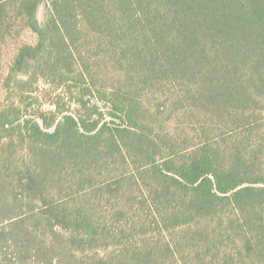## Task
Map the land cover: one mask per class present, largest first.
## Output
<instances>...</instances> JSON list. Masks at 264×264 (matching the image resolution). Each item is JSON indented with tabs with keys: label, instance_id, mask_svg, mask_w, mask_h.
I'll return each mask as SVG.
<instances>
[{
	"label": "trees",
	"instance_id": "trees-1",
	"mask_svg": "<svg viewBox=\"0 0 264 264\" xmlns=\"http://www.w3.org/2000/svg\"><path fill=\"white\" fill-rule=\"evenodd\" d=\"M26 32L0 264H264V0H0Z\"/></svg>",
	"mask_w": 264,
	"mask_h": 264
},
{
	"label": "rangeland",
	"instance_id": "rangeland-1",
	"mask_svg": "<svg viewBox=\"0 0 264 264\" xmlns=\"http://www.w3.org/2000/svg\"><path fill=\"white\" fill-rule=\"evenodd\" d=\"M34 40V35L30 32L24 33L23 37L21 39L15 38V39H10L4 46L3 49L1 50L0 53V100H3L6 95H11L14 96V89H15V83H11L10 86L6 87L4 86V81H3V71L4 68H7L12 61V57L16 53L17 46L20 42H32ZM47 88L50 89V87L43 85ZM64 104L67 106L69 104L68 100H64ZM49 106L45 105L44 109H48Z\"/></svg>",
	"mask_w": 264,
	"mask_h": 264
}]
</instances>
